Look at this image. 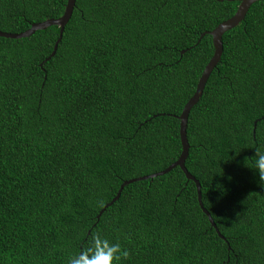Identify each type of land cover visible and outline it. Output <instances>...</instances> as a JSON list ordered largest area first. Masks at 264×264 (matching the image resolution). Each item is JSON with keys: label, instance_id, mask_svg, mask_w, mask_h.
Here are the masks:
<instances>
[{"label": "trees", "instance_id": "1", "mask_svg": "<svg viewBox=\"0 0 264 264\" xmlns=\"http://www.w3.org/2000/svg\"><path fill=\"white\" fill-rule=\"evenodd\" d=\"M67 0H0V30L63 14ZM240 0H75L59 27L0 36V264H94L109 241L120 264H264V0L222 34L204 33ZM204 33L203 35H201ZM50 56L48 59H46ZM102 210V211H101ZM102 237H105L102 239Z\"/></svg>", "mask_w": 264, "mask_h": 264}, {"label": "water", "instance_id": "2", "mask_svg": "<svg viewBox=\"0 0 264 264\" xmlns=\"http://www.w3.org/2000/svg\"><path fill=\"white\" fill-rule=\"evenodd\" d=\"M255 1H257V0H240L238 7H237V10L235 11V13L231 17L220 22L212 30H210L208 32L207 31L204 32V33H209L212 36V42H213L214 50H213V54H212L211 58L207 62L206 66L204 67L200 78L198 79V83L196 85V89H195L194 94L185 103L181 113L178 116V118L180 120L179 133H180V140H181V145H182V150H181L179 157L173 163H171L168 167H166L165 169H163L161 171L125 180L121 184V186H120L117 194L115 195V197L110 202H108L105 205V207L108 206L109 204H111L115 199H117L119 197L120 191L125 184L131 183L134 181H138V180L147 179V178H153L155 176L162 175V174L170 171L175 166H179L182 169V171L184 172L186 178L188 180H192L195 182L196 191H197V200H198V204H199L200 208L207 215V217L211 223V226L215 228L218 235L221 238H224L223 235L220 234V232L218 231L216 224L213 221V218L211 217L210 213L203 206V203L201 201V191H200L199 181L197 179H195V177L187 171V169L184 165L185 159H186L187 154H188V148H189V144H188L187 137H186V125H187V118H188V114H189L190 109L199 100V98L202 94L203 88L205 86V82H206L210 72L212 71V69L217 64V62L219 61V59L221 57V54L223 51L222 34L225 31H227L228 29L233 28L236 25H238L243 20V18L245 17V14H246L247 10L249 9L250 5L252 3H254ZM74 4H75V0H67L64 12L61 16L55 17V18H48V19H45V20L40 21V22L32 23L28 29H26L25 31L18 32V33L5 32V31L0 30V36L8 37V38H22V37L30 36L36 30L45 29L46 27L51 26V25H57L59 27V34H58L57 40L54 43L53 50L50 54V56H52V55H54L56 48H57V45L61 40L64 27L71 17ZM204 33H202L201 35H203ZM50 56H48L46 59H48Z\"/></svg>", "mask_w": 264, "mask_h": 264}, {"label": "clouds", "instance_id": "3", "mask_svg": "<svg viewBox=\"0 0 264 264\" xmlns=\"http://www.w3.org/2000/svg\"><path fill=\"white\" fill-rule=\"evenodd\" d=\"M258 158L255 161V168L257 169L260 177V181L264 183V153H257ZM105 237H102L104 239ZM85 257H90L94 264H120L121 258L128 257V251L122 249L119 243H112L109 241L107 246L97 251L96 245L93 242L92 252L87 250L84 252ZM70 264H86L85 259L77 260L75 257L70 260Z\"/></svg>", "mask_w": 264, "mask_h": 264}]
</instances>
